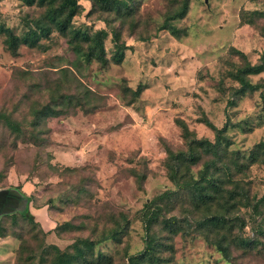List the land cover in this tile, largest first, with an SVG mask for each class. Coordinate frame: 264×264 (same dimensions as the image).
<instances>
[{
  "label": "rangeland",
  "instance_id": "1",
  "mask_svg": "<svg viewBox=\"0 0 264 264\" xmlns=\"http://www.w3.org/2000/svg\"><path fill=\"white\" fill-rule=\"evenodd\" d=\"M182 1L134 0L133 16L109 24L106 14L90 13V0H80L71 27L107 31L105 64L81 59L55 29L17 53L0 35V113L6 116L0 120V187L20 189L47 227L57 226L47 238L33 222L2 215L0 264L51 263L54 252H44L43 260L42 245L71 251L81 238L96 243L95 256L110 257L100 264H128L145 246L144 204L175 189L170 151L186 149L177 119L211 141L216 132L206 121L227 125L229 150L239 151L243 162L264 139L260 89L236 97L233 77L237 65L257 62L264 50V0H190L185 17L172 21L186 35L175 37L160 26ZM44 11L23 0H0V22L17 34ZM113 27L128 46L121 63L112 59ZM250 77L264 88V72ZM206 159L188 175L197 177ZM238 176H248L252 195L264 196V163ZM187 195H173L167 214L184 217ZM241 210L247 225L237 232L252 237L251 209ZM119 222L121 240L104 239ZM187 229L166 241L171 264H264V248L253 255L233 249L227 258Z\"/></svg>",
  "mask_w": 264,
  "mask_h": 264
},
{
  "label": "trees",
  "instance_id": "2",
  "mask_svg": "<svg viewBox=\"0 0 264 264\" xmlns=\"http://www.w3.org/2000/svg\"><path fill=\"white\" fill-rule=\"evenodd\" d=\"M27 5L44 7L45 11L34 24L21 34H17L9 26L0 22V35L4 36V45L12 53H17L20 45L25 44L30 47L39 45L42 37H48L52 30H57L68 39L70 47L81 58L91 61L98 59L102 64L108 62L105 52L104 37L107 31L104 28L96 30L94 33L74 29L71 27L72 19L81 10L80 0H23ZM92 7L90 13L101 12L109 19L125 20L126 17L133 16L134 0H90ZM190 0H183L178 9L169 13L160 28L167 29L175 37L186 35L184 28H178L172 21L182 19L189 10ZM259 15L264 16V13ZM113 41L116 45L112 59L116 63H121L124 59L125 49L128 47L125 42H121L119 32L113 27ZM143 40V39H142ZM84 44L87 48L84 49ZM242 56L245 54L242 53ZM264 72V50L259 56V60L252 63L248 60L237 65L233 71V77L238 82L234 94L236 97L254 93L260 89L262 99V112L264 113V88L259 82L254 83L251 75H258ZM139 93V92H138ZM259 125H264V114L260 116ZM6 118L4 113H0V120ZM177 124L181 127L182 137L186 144V149L178 152L170 151V160L173 163L172 181L174 190H167L155 196L152 200L144 204L142 209V220L146 229V239L144 248L135 255L128 257V264H171L172 250L171 244H167L171 235L179 231L191 228L194 232L201 234L204 238L216 245L218 250L227 258L232 256L233 249L242 250L244 255L261 253L264 248V196L257 198L251 194V184L247 180L248 176L240 177V173L250 169L258 162L264 163V139L259 141L251 149L246 161L239 151L229 150L232 143L225 131L227 125L222 128L215 127L210 121H206L216 132V139L211 141L205 138H198L194 131L189 128L182 119H177ZM253 124H249L250 128ZM234 153V155H232ZM204 157H208L203 162V168L198 172L197 177L188 175L191 167L199 163ZM1 188V187H0ZM178 191H187L188 195L184 200V205L188 206V211L184 217L176 214H167L173 206L176 198L171 197ZM242 207L250 208V216L255 221L256 228L252 237L239 234L238 230H243L247 225V219ZM21 216L39 228L40 232L47 238L57 226L52 230H47L40 221L30 214L15 212L5 215L7 217ZM161 226V227H160ZM160 227L163 237L157 232ZM56 229V230H55ZM124 226L119 222L117 226L109 232H104V239H113L117 242L121 240ZM187 229V230H191ZM191 230V231H192ZM96 243L89 239H78L73 242L71 251L61 250L55 243L49 246L42 245V258L45 259L44 252L49 249L54 252V258L47 264H100L102 261H110V257L99 254L95 256L94 247ZM262 245V247H260ZM31 264V263H30Z\"/></svg>",
  "mask_w": 264,
  "mask_h": 264
},
{
  "label": "crops",
  "instance_id": "3",
  "mask_svg": "<svg viewBox=\"0 0 264 264\" xmlns=\"http://www.w3.org/2000/svg\"><path fill=\"white\" fill-rule=\"evenodd\" d=\"M6 189L9 190V193L0 195V217L5 214H12L18 211H25V214H30L36 220L40 221L41 224L47 229L52 230V228L47 227L46 218L36 215L34 207L30 205L29 199L23 194L20 193L18 188H0V190ZM19 190V191H18ZM19 193V194H18ZM24 200V201H23ZM13 210V211H11Z\"/></svg>",
  "mask_w": 264,
  "mask_h": 264
},
{
  "label": "water",
  "instance_id": "4",
  "mask_svg": "<svg viewBox=\"0 0 264 264\" xmlns=\"http://www.w3.org/2000/svg\"><path fill=\"white\" fill-rule=\"evenodd\" d=\"M6 193H9V190H6V189H2V190H0V195H4V194H6ZM19 194V193H18ZM11 211H13V210H11Z\"/></svg>",
  "mask_w": 264,
  "mask_h": 264
}]
</instances>
